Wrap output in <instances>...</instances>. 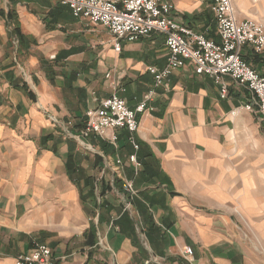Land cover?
Returning <instances> with one entry per match:
<instances>
[{
  "label": "crops",
  "instance_id": "crops-1",
  "mask_svg": "<svg viewBox=\"0 0 264 264\" xmlns=\"http://www.w3.org/2000/svg\"><path fill=\"white\" fill-rule=\"evenodd\" d=\"M212 3L173 0L172 14L218 41ZM232 6L237 21L264 25V0ZM112 45L103 27L54 0H0V264L35 244L65 264H264V114L240 109L249 91L225 78L221 99L187 67L148 98V68L167 63L163 38L123 43L120 53ZM242 57L264 76V54L246 48ZM114 93L132 110L146 107L135 136L141 171H123L137 190L127 214L112 170L59 125ZM125 137L118 131L116 152L91 142L126 163Z\"/></svg>",
  "mask_w": 264,
  "mask_h": 264
},
{
  "label": "built area",
  "instance_id": "built-area-1",
  "mask_svg": "<svg viewBox=\"0 0 264 264\" xmlns=\"http://www.w3.org/2000/svg\"><path fill=\"white\" fill-rule=\"evenodd\" d=\"M54 1L67 8L73 18L84 19L108 31L113 38L112 46L116 53L121 52L123 43L150 39L154 35L163 38L167 63L162 69L148 68L149 75L153 77V86L149 90L148 98L155 95V90L160 88L174 71L189 67L194 75L206 77L218 86L221 99L228 95L225 78L248 90L250 99L247 105L240 109L264 114V76L257 73L242 57L246 48L255 55L264 54V25L252 20L237 21L232 0H213L211 5L218 41L209 39L206 33L197 34L180 26L172 14L173 0ZM97 102L98 106L88 109L77 122L59 124L54 119L52 121L62 127L65 135L73 139L81 151L100 156L105 171V167L112 170L110 185L115 193H120L122 214H127L134 205L137 190L132 180L124 178L123 171L126 164L132 167L135 175L141 171V162L137 158L139 144L135 136L139 131L137 116L144 113L146 107L142 103L132 110L125 100L115 93L108 99ZM118 131L126 133L125 138L132 149L126 163L119 155L109 159L91 142L101 141L116 152L119 149ZM117 184H120V190L117 189ZM103 197V193H98L97 201H102ZM114 221L112 219L110 228L117 230ZM192 253L190 247L184 249L183 257L189 263H192ZM152 260L154 264H161L160 260ZM15 264L65 263L54 259L46 245L35 244L27 254L20 255Z\"/></svg>",
  "mask_w": 264,
  "mask_h": 264
},
{
  "label": "rangeland",
  "instance_id": "rangeland-1",
  "mask_svg": "<svg viewBox=\"0 0 264 264\" xmlns=\"http://www.w3.org/2000/svg\"><path fill=\"white\" fill-rule=\"evenodd\" d=\"M83 152V151H82ZM84 153V152H83Z\"/></svg>",
  "mask_w": 264,
  "mask_h": 264
}]
</instances>
